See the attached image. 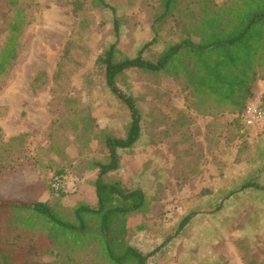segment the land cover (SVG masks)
Returning <instances> with one entry per match:
<instances>
[{"label":"rangeland","instance_id":"obj_1","mask_svg":"<svg viewBox=\"0 0 264 264\" xmlns=\"http://www.w3.org/2000/svg\"><path fill=\"white\" fill-rule=\"evenodd\" d=\"M14 1L26 22L15 60L0 73V194L6 187L26 191L74 221L75 208L96 205L98 170L91 165L108 155L100 135L124 136L129 122L94 64L116 40L113 14L88 7L76 14L72 0ZM109 2L119 17L117 46L134 56L154 37L158 0ZM11 9L0 0V49ZM172 25H162L144 57L153 59L177 39ZM41 72L44 83L33 88ZM118 87L135 98L142 116L139 140L118 150L119 168L107 174L145 195V207L127 217L128 243L149 253L147 264H264V126L247 127L226 108L200 102L181 78L128 70ZM56 172L70 183L63 193L48 188ZM248 182L262 188L241 189ZM17 231L12 226L1 236L16 246L32 243L37 253L45 248L39 227L31 235L15 237ZM37 253L29 264L56 262L54 254Z\"/></svg>","mask_w":264,"mask_h":264},{"label":"trees","instance_id":"obj_2","mask_svg":"<svg viewBox=\"0 0 264 264\" xmlns=\"http://www.w3.org/2000/svg\"><path fill=\"white\" fill-rule=\"evenodd\" d=\"M154 16V37L134 56L123 54L117 46L118 22L115 6L109 0H72L73 11L85 8L110 11L113 14L116 40L95 58L106 88L127 109L129 122L124 136L111 132L100 135L107 151L104 162L95 161L98 170L94 182L96 205H81L73 210V218H65L54 208L40 201L0 199V264H29V256L37 253L35 245L16 246L3 240L1 232L17 226L21 232H44L45 248L37 254H54V264H147L149 253H143L126 240V220L146 205L141 188L124 189L117 180L108 181L107 174L120 165L119 149L131 148L141 135V111L135 98L118 87V80L128 70L165 74L183 79L194 97L208 101L237 114L253 95L252 85L264 80L258 69L264 63V0H158ZM12 19L0 49V73L11 66L17 55L18 38L25 24L23 8L9 0ZM172 21L179 30L175 41L167 42L153 59L142 55L143 50L159 41L163 24ZM45 74L32 80L33 88L44 83ZM243 121V120H242ZM244 123V122H243ZM245 125V124H244ZM22 136V135H20ZM12 168V167H11ZM63 175L60 172L53 176ZM50 183V182H49ZM262 188L255 182L245 188ZM52 192L63 193L64 191ZM186 215L179 226L188 223Z\"/></svg>","mask_w":264,"mask_h":264},{"label":"built area","instance_id":"obj_3","mask_svg":"<svg viewBox=\"0 0 264 264\" xmlns=\"http://www.w3.org/2000/svg\"><path fill=\"white\" fill-rule=\"evenodd\" d=\"M257 84L260 86V92L257 96H251L242 110V120L247 127L261 128L264 126V80L259 79ZM50 188L53 191H66L70 183L61 176H52Z\"/></svg>","mask_w":264,"mask_h":264},{"label":"crops","instance_id":"obj_4","mask_svg":"<svg viewBox=\"0 0 264 264\" xmlns=\"http://www.w3.org/2000/svg\"><path fill=\"white\" fill-rule=\"evenodd\" d=\"M256 81H258V79ZM9 188L10 187H6L5 191H3L0 194V199H6V200H13L14 199V200H21V201H31L29 199L28 194L26 193V191H25V193H24V191L16 192V190L11 192L9 190Z\"/></svg>","mask_w":264,"mask_h":264}]
</instances>
